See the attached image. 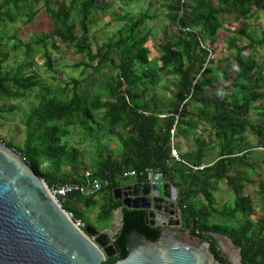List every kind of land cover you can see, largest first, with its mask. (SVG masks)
<instances>
[{"label":"trees","instance_id":"1","mask_svg":"<svg viewBox=\"0 0 264 264\" xmlns=\"http://www.w3.org/2000/svg\"><path fill=\"white\" fill-rule=\"evenodd\" d=\"M40 1H43L44 11L55 22L53 30L36 35L27 42L12 34L8 36L9 51L2 48L0 42V100L24 98L38 91V103L29 109L25 120L26 135L22 145L3 142L19 153L31 170L51 188L55 184L83 179L82 154L68 140L71 128L79 126L90 134V124L97 123L94 115L100 113L107 127H120L126 131V135L120 139L118 156L106 151L92 171L95 178H107L110 182L100 192L103 199L97 218L104 222L110 221L117 209L122 214L121 227L113 241L116 253L107 257L103 264L115 262L127 255L125 236L132 230L145 234L153 241L160 235V227L146 223L145 210L125 208L120 200L113 197V190L129 179L123 175L125 171L140 172L145 169L162 173L165 180L177 188L182 231L189 230L193 237L207 240L211 251L221 261L225 262V259L216 248L212 232L232 240L240 249L241 264H264V217L258 214L252 197L243 193L244 186L252 183V179L239 169L250 168L246 162L249 150L244 145L247 128L259 136L258 142L264 147L262 130L259 126H253L247 117V111L253 103L264 97V92L259 91L264 87V78L261 77L264 68L255 59L245 55L246 51H254L256 45H264V37L254 36L246 27L231 31L248 41L244 46L238 45L234 37L227 42V47L235 51L230 58L237 64L231 84L233 88L239 89L231 95L217 90L208 99L202 96L206 87L214 88V82L228 78L225 69L211 73L209 66L213 45L223 27V16L234 15L247 19L251 6L264 14V0H188V10L180 17L178 0H173L165 7L172 10L170 20L178 30L171 39L166 36L160 45L161 54L156 70L150 67V50L146 46L151 36V29L146 24L156 14L150 13L148 9L138 17L117 15L114 21L124 22L122 29L96 46L95 51L92 50L90 32L92 12L98 8V0H68L67 4L56 3V6L50 0H1L0 27L5 21L13 22L15 12L21 8ZM123 1L129 4L136 0ZM75 7L76 23L71 14ZM35 15L36 11L29 8L26 22H32ZM76 28L78 34L74 33ZM181 28L190 30L183 31ZM57 41L72 45L88 61H80L77 65L92 68L93 71L103 68L115 71L114 77L105 82L111 99L103 100L99 92L90 99L85 98L79 90L83 80L72 79L55 91L41 81L34 70V57L40 54L45 69L54 72L53 51L58 49ZM10 52L17 56L20 53L23 55L15 66L5 70L3 65ZM157 71H165L167 75L176 77L171 107L164 105L160 108L157 103L150 105L144 100L149 79L155 77ZM69 84L72 85L69 94H65ZM63 94L65 96L62 99L60 96ZM189 99L203 105L200 114L186 112ZM209 107H212L213 113L206 112ZM182 110H185L184 114ZM177 113L178 131L184 136H187L186 128L189 131L196 129L195 119L209 122L212 128L206 138L194 136V152L181 154L187 164L175 161L167 163L170 159L169 129ZM161 114L166 116L160 117ZM214 144L218 145L217 158L209 165L194 170L193 166L202 165L207 150ZM145 178V175H137L132 181H143ZM219 182H224L234 194L232 205L216 207L213 192ZM258 192L264 198V179L258 184ZM199 195L205 207L190 204ZM77 202L92 207L96 205L97 199L96 196L78 193L65 197L61 202L62 207L72 212L74 218H81V213L76 209ZM211 215L225 221L234 220L238 224L210 222Z\"/></svg>","mask_w":264,"mask_h":264},{"label":"rangeland","instance_id":"2","mask_svg":"<svg viewBox=\"0 0 264 264\" xmlns=\"http://www.w3.org/2000/svg\"><path fill=\"white\" fill-rule=\"evenodd\" d=\"M50 1L55 3L53 6H56V3H68V0ZM172 1L173 0H136L126 4L123 0H98V8L93 10L91 16L90 34L92 50L95 51L96 46L107 41L122 29L124 22L114 21V18L117 15L128 14L129 16L138 17L141 12L148 9L150 13L156 14V17L146 24V27L151 29V36L146 44L150 50V67L152 70H156L159 65L158 57L161 54L160 45L163 43L166 36L171 39L174 33L178 30V27L172 24L170 20V16L173 14L172 10L170 11L165 7L170 5ZM29 8L36 11V15L32 22L27 23L26 13ZM250 9L251 13L247 19L236 18L234 15L223 16V27L219 30L217 41L213 45L209 66L211 68V73H215L218 69H225L228 78L227 80L220 79L219 81L214 82L212 84L214 88L206 87L205 92L202 95L203 98H210L213 92L217 90L225 92V95H231L238 91L239 87L233 88L231 84L237 71V64L230 58L235 51L234 49H229L227 47V42L229 38L234 37L236 38L238 45H246L248 41L245 38H240L238 34L231 32L243 27H246L254 36L264 37V14L254 6H251ZM76 10L75 7L71 12L72 19L75 23L78 21ZM14 15L15 20L13 22L5 21V24L0 27V42L2 48H6L8 51L10 48L8 36L16 34L23 42H27L33 39L36 35L49 32L54 28L55 22L44 11L43 1L32 5H26L18 12H15ZM78 32L79 30L76 28L74 33L78 34ZM56 44L58 45V49L53 51L54 72H48L45 69L40 54H36L34 57V61L36 62L34 70L38 73L41 81L47 84L51 90L55 91L63 88L72 79L83 80L84 82L80 85L79 90L85 98L90 99L93 95L99 92L102 95L103 100L108 98L111 99L105 88V82L107 79L114 77L115 71L111 68H103L100 71H93L92 68L77 65L80 61H88L84 56L77 53L72 45L62 44L58 41ZM22 55L23 53H20V55L18 54L17 56L15 53L10 52L9 58L3 65L4 69L8 70L10 67L15 66L16 63L21 60L20 56ZM245 55L255 59L259 66L264 68V45H256L254 51H246ZM93 64L94 63H92V65ZM261 77L264 78V71ZM175 82V76L167 75L165 71H157V75L149 79L146 91L144 92V100L150 105L157 103L160 108L164 105L166 107H171ZM71 86L72 85L69 84L65 94H69ZM259 91L264 92V87ZM65 94L61 95L60 98L63 99ZM37 103V90L33 93L27 94L24 98L0 100V138L2 139L0 140L2 142L10 141L15 145H22L26 135L25 120L28 111L31 107L36 106ZM202 106L203 105L195 102L193 99H189L186 103V112L190 114H200V110L203 109ZM182 111L181 113L184 114L185 110ZM206 112L213 113L212 107H209ZM261 113H264V97L256 100L251 109L247 111V117L252 125L255 127L259 126L264 134V114L262 115ZM100 116V113L94 115L97 123L90 124L92 127V132L90 134L84 129L82 130L79 126L71 128L69 132V142L76 146L82 154V174L85 171L92 172L99 158L102 156L104 157L107 152H111L115 156H118L121 150L120 139L122 136L126 135V131L122 130L120 127L113 129L107 127L101 120ZM159 116L165 117L166 114H161ZM193 122L196 124V129L189 131V129L186 128L185 131L187 136L178 132V124L176 125L174 139L175 145L179 149L180 154L195 151L196 144L194 136H202L206 138L211 133L212 128L209 122L202 119H195ZM180 129H182V127H180ZM180 136L183 138L181 139ZM214 136L215 135L212 134V138H214ZM244 136L246 137L244 141L245 148L249 150V152L246 153V162L250 165V168L239 167V169H242L246 173V176L252 179V183L244 186L243 193L252 197L258 214L264 217V198L261 197L258 192V184L264 179V147L260 146L258 142L259 136L251 129L247 128ZM178 137H180L179 141H177ZM217 146V144H214L207 150L202 166L209 165L217 158ZM65 170L66 172L69 171L66 167ZM132 180L133 178L130 177L126 181H123V183L134 182ZM96 199L97 203L95 206L86 207L84 203L77 202L76 209L81 213V220L84 225L89 224L102 231L113 223L120 210H115L111 220L104 222L97 218L99 205L102 203L103 195L101 193L98 194ZM213 199L216 207L223 208L224 206L232 205L234 194L224 182H219L216 185V190L213 192ZM190 204L197 205V207H205V202L201 195L192 199ZM239 219L241 220V217H239ZM209 221L221 223L226 222L227 225L238 224L234 220L225 221L216 215H211ZM177 229L182 231L180 228ZM215 242L217 250L226 262L230 264H241V259L239 261V254L237 253V247L232 248L222 240L221 246L216 240Z\"/></svg>","mask_w":264,"mask_h":264},{"label":"water","instance_id":"3","mask_svg":"<svg viewBox=\"0 0 264 264\" xmlns=\"http://www.w3.org/2000/svg\"><path fill=\"white\" fill-rule=\"evenodd\" d=\"M129 209L145 210V221L160 227L150 240L137 230L125 236L127 255L107 264H230L211 251L210 243L180 231L177 188L154 172L151 180L125 183L113 190ZM118 217V219H117ZM105 230L74 219L14 149L0 140V264H103L115 255L113 241L121 227L119 211ZM219 242L236 247L220 233ZM240 257V249L237 248Z\"/></svg>","mask_w":264,"mask_h":264},{"label":"built area","instance_id":"4","mask_svg":"<svg viewBox=\"0 0 264 264\" xmlns=\"http://www.w3.org/2000/svg\"><path fill=\"white\" fill-rule=\"evenodd\" d=\"M188 0H178V5H179V11H178V16H182L185 12H187L188 7H187ZM183 31H189V28H181ZM179 113L175 114V121L172 125V127L169 129V142H170V159L167 160V163L169 164L172 161L175 162H180L187 164L177 146L175 145V131H176V125H177V119ZM204 166H193V169H200ZM155 171L152 169H145L144 171L136 172L135 170H127L124 172V176L127 178L130 177H136L137 175H145L146 178L145 180L150 181L151 176ZM83 179L81 181H68L62 184H55L51 188H49L50 192L52 195L59 201L61 204L62 201H64L65 197L68 194L71 193H78L83 196H97L102 190L108 187L109 185V180L107 178L103 179H98L95 178L92 175L91 171H85L82 174ZM62 205V204H61ZM177 206H178V201H177ZM179 210V216H180V209L179 206L177 207ZM69 216H71L74 219V222L76 226L82 228L83 227V221L81 218H74L72 212H68Z\"/></svg>","mask_w":264,"mask_h":264},{"label":"crops","instance_id":"5","mask_svg":"<svg viewBox=\"0 0 264 264\" xmlns=\"http://www.w3.org/2000/svg\"><path fill=\"white\" fill-rule=\"evenodd\" d=\"M178 132H179V131H178ZM180 137H181V139L183 138L182 136H180ZM180 137H178L177 141H179V138H180ZM178 150H179V149H178ZM133 178H134V177H133ZM134 182H136V181H134Z\"/></svg>","mask_w":264,"mask_h":264},{"label":"flooded vegetation","instance_id":"6","mask_svg":"<svg viewBox=\"0 0 264 264\" xmlns=\"http://www.w3.org/2000/svg\"><path fill=\"white\" fill-rule=\"evenodd\" d=\"M126 183V182H125Z\"/></svg>","mask_w":264,"mask_h":264}]
</instances>
